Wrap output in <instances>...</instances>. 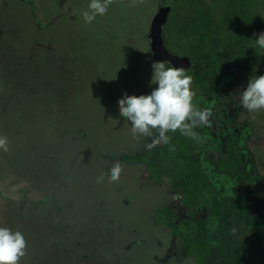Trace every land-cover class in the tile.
Here are the masks:
<instances>
[{
	"label": "rangeland",
	"instance_id": "rangeland-1",
	"mask_svg": "<svg viewBox=\"0 0 264 264\" xmlns=\"http://www.w3.org/2000/svg\"><path fill=\"white\" fill-rule=\"evenodd\" d=\"M161 1L114 0L105 15L85 23L90 0H0V135L9 142L8 152L0 150V226L23 233L20 264H194L178 239L152 222L155 209L173 199L168 185L140 180V163H122L119 181L108 179L114 158L142 148L118 101L158 86L151 83L147 33ZM209 65L236 101V116L248 122L234 145L255 164L258 210L234 233L249 264H264V109L242 108L244 72L214 58ZM206 161L217 195L241 198L243 179ZM211 199L200 198L196 213L206 222V255L216 260L220 239L229 237L209 213ZM196 213L175 216L192 238Z\"/></svg>",
	"mask_w": 264,
	"mask_h": 264
},
{
	"label": "trees",
	"instance_id": "trees-1",
	"mask_svg": "<svg viewBox=\"0 0 264 264\" xmlns=\"http://www.w3.org/2000/svg\"><path fill=\"white\" fill-rule=\"evenodd\" d=\"M169 1L171 9L162 29V37L171 53L190 58L192 67L186 74L193 77L192 89L199 91L201 84L207 85V82L212 81L214 74L209 64L213 58L244 72L247 75L244 89L251 78L264 75V48L256 42L259 34L264 32V0ZM5 44L4 59L10 60L14 56L10 52L8 40H5ZM167 67L172 66L167 64ZM174 142H177L176 145ZM183 143V139L176 136L170 144L157 149L154 154L143 152L126 159L146 164L149 175L155 181L159 174L168 176L180 192L179 205L190 211L196 206L198 196L209 194L211 187L199 166L190 158L189 151L183 149ZM233 154V150L229 149L228 159H219L217 167L232 173L238 164V161L233 160ZM170 211L169 206L157 209L155 223L162 221L170 233L178 237L182 254L193 256L195 264H247L246 248L242 243L229 242L226 251L216 261L208 259L205 256L208 243L203 222L197 220L198 236L191 239L175 228ZM235 211L241 218L250 216L249 209L234 199L224 198L221 202L215 199L212 203L211 212L220 217L227 229L230 216Z\"/></svg>",
	"mask_w": 264,
	"mask_h": 264
},
{
	"label": "clouds",
	"instance_id": "clouds-1",
	"mask_svg": "<svg viewBox=\"0 0 264 264\" xmlns=\"http://www.w3.org/2000/svg\"><path fill=\"white\" fill-rule=\"evenodd\" d=\"M113 2L90 0L87 10L82 13L85 23H92L98 15H105ZM256 42L264 48V32L259 34ZM152 69L151 83L158 86L150 94L135 96L125 93L118 101L120 115L131 124L133 139L140 136L152 138L151 143L145 145L146 150L170 144L168 133L177 131L188 138L201 140L194 129L210 126L213 113L210 108L201 109L198 102L194 103L193 77L186 74L185 68L166 67L164 62L154 61ZM240 104L248 112L264 109V75L249 80L246 89L240 93ZM0 150L9 151L8 138L3 135H0ZM123 171L124 166L117 161L110 169L109 182H118ZM103 180L101 175L97 183ZM26 247L27 241L21 231L0 226V264H20L26 255Z\"/></svg>",
	"mask_w": 264,
	"mask_h": 264
},
{
	"label": "flooded vegetation",
	"instance_id": "flooded-vegetation-1",
	"mask_svg": "<svg viewBox=\"0 0 264 264\" xmlns=\"http://www.w3.org/2000/svg\"><path fill=\"white\" fill-rule=\"evenodd\" d=\"M161 3H165V0L161 1ZM147 42L149 45L148 33H147ZM148 55H149V58L151 59L149 50H148ZM151 62L153 63L152 59H151ZM167 64L168 63H165L166 67H167ZM209 66L213 72L211 65H209ZM191 67H192V64H191ZM244 85H245V82H244ZM192 90L195 93L194 103L198 102V106L201 109L210 108L212 110L213 115L210 117V126H199V127L194 129V131L197 132L199 134V136L201 137V140L188 138V137L182 135L179 131H177L175 133H168V135L171 136V140H172V138H174L176 136H180V138L183 139V141H184V143L182 144L183 149L186 151H189L190 158L195 162V165L199 166L201 173L206 177L207 182L210 184V187H211V191L209 194L198 196L196 206L192 210L186 211L182 206L179 205L180 192L178 190V187L174 186L171 183L168 176L163 175V174H159L160 176L158 177V180L155 181L154 178H152V176L149 175V172L146 169V164H144L143 162L138 161V160L126 159V157H129V158L130 157H136L137 155L142 154L143 152H149L150 155L154 154V153H156L157 149L163 147L165 144L158 145L151 150H146V147L144 145L151 143L152 138L140 136L139 141H141V143H142V148L140 151L135 152V153L130 152L129 154H120L114 159L119 161L121 164L126 163V164L130 165V164H136V163L139 164L140 163L143 166V172L140 175V180L145 181V182L146 181L151 182L154 185H161V184L168 185L169 192L172 193L173 199L169 203H167L165 205H161L155 209L154 214H153V218H152V222H153L154 226L162 227L165 231H167V233L170 236H173L177 239H178V237L171 234L170 231L162 224V221L155 223V214H156L157 209L169 206L171 208L170 218H171L172 224L175 226V228L181 234L188 236L181 231L180 227L178 226L177 222L175 221V219H176L175 216L177 214H180V213L186 214V215H191V214L196 213L197 208L199 206V199L202 197L203 198L204 197H212L211 205L209 207V213L212 216L214 215V216L218 217V221L220 222L221 226L224 228V231L226 232L227 236L229 237V239H224V238L220 239V242L224 244V247H223L219 256H221L226 251V247H227L229 242H231L232 244L242 243L246 248L245 258L247 260V264H249L248 248H247L245 242H243L240 239L235 238V233L233 232V229L236 228L237 224L246 223L247 221L253 220L255 218V215H256L255 212L258 210V206L253 204V199H252L253 198V196H252V188H253L252 178H254V174H252V171L255 170L254 169L255 164L251 163L249 161H244L242 155L236 150V147L234 145L238 141L241 133L244 130V127L248 126V122L246 120L240 121L238 116H236V114H235L236 110H237L236 101H234V99L233 100L230 99L223 92L222 87L217 82V78H216L215 74H214V78H212V81L210 80L209 82H207V85L201 84L199 91H196L195 88H193ZM154 135H156V133H154ZM176 143L177 142H174L175 145H176ZM229 149L233 150V152L235 153V154H233V160L238 161V164L232 173H228V172H225L223 170H220L216 164V162L219 159H222V158H224V160L228 159L227 152ZM208 158L210 159L209 162L212 164V167H213L215 172L222 174V175L231 176V177L238 176V177H241L243 179L242 185L244 186V188L242 190V197L241 198L235 197L232 195H227V194L217 195V193L215 192L214 183L210 179V176L207 175L205 170H204L205 163H207L206 159H208ZM194 168H196V167L194 166ZM245 169H250L251 171L247 172ZM159 173H161V172H159ZM180 178L184 179V176H181ZM224 198H231V199H234L236 201L241 202L244 207H247L249 209L250 216H246L245 218L244 217L241 218L238 211L233 212V214L230 216L231 219L229 222V229H227L225 227V225L220 221V217L211 212L213 201L216 199V200L221 202L222 199H224ZM197 220H201L203 222L204 229H205V238H206V241L208 243V240L206 237L207 227H206L205 219L201 215L196 213V216L194 218V223H195V226L197 228V236H198ZM197 236L195 238H192L190 236H188V237L191 239H196ZM178 241L180 244L181 255L184 256L182 254L181 242L179 239H178ZM208 247H209V243H208ZM207 250H208V248H207ZM207 250L205 251L206 257H207V255H206ZM187 256L191 257L193 259L194 264H195L193 256L186 255L185 257H187ZM219 256H218V258H219ZM208 259H210V258H208ZM211 260H213V259H211ZM216 260H213V261H216Z\"/></svg>",
	"mask_w": 264,
	"mask_h": 264
},
{
	"label": "water",
	"instance_id": "water-1",
	"mask_svg": "<svg viewBox=\"0 0 264 264\" xmlns=\"http://www.w3.org/2000/svg\"><path fill=\"white\" fill-rule=\"evenodd\" d=\"M171 9L170 1L161 3L149 21L148 40L151 59L156 62H164L172 67H183L186 73L191 70V60L187 56L171 53L164 43L162 29L166 24L168 13Z\"/></svg>",
	"mask_w": 264,
	"mask_h": 264
}]
</instances>
